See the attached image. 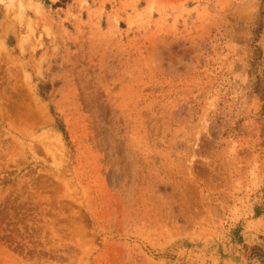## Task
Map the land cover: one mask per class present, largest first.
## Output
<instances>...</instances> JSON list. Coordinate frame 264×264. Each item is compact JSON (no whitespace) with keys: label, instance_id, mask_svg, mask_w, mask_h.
Returning <instances> with one entry per match:
<instances>
[{"label":"rangeland","instance_id":"374dc122","mask_svg":"<svg viewBox=\"0 0 264 264\" xmlns=\"http://www.w3.org/2000/svg\"><path fill=\"white\" fill-rule=\"evenodd\" d=\"M0 264H264V0H0Z\"/></svg>","mask_w":264,"mask_h":264}]
</instances>
